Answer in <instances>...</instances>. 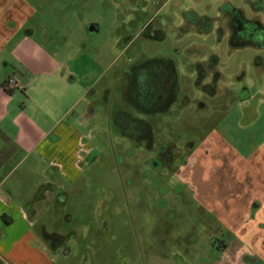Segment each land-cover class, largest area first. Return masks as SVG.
Here are the masks:
<instances>
[{"label": "rangeland", "instance_id": "rangeland-1", "mask_svg": "<svg viewBox=\"0 0 264 264\" xmlns=\"http://www.w3.org/2000/svg\"><path fill=\"white\" fill-rule=\"evenodd\" d=\"M256 1L23 0L25 20L14 15L7 31L12 27L21 37L34 30L32 39L49 52L73 59L78 89L92 84L76 112L91 104L85 118L98 151L81 171L83 163H75L76 179H62L55 191L60 203L47 204L40 216L51 264H264V234L251 237L256 219L264 223V208L256 219L247 208L263 187L230 198L217 180L235 159L245 169L252 145L259 154L264 147V47L231 48L223 13L239 9L264 27ZM89 24L97 30L88 33ZM4 38L0 67L15 77ZM160 58L174 65L175 99L164 113L141 114L128 97L131 71ZM117 112L146 122L149 138L132 141L118 133ZM11 158L13 165L17 158ZM42 180L17 171L5 186L15 187L11 196L20 204Z\"/></svg>", "mask_w": 264, "mask_h": 264}, {"label": "crops", "instance_id": "crops-1", "mask_svg": "<svg viewBox=\"0 0 264 264\" xmlns=\"http://www.w3.org/2000/svg\"><path fill=\"white\" fill-rule=\"evenodd\" d=\"M4 5L6 7L0 6V36L5 35L1 46L8 49L5 59L16 67L12 70L15 77H9L0 67V172L9 168L0 180V264H51L52 255L45 242L48 233L40 223V216L47 204L56 206L60 203V194L55 191L61 189L62 179L67 182L76 179L78 168L75 163H83L81 171L91 154L98 151L92 146L93 126L85 118L88 113H93L91 104L86 102L80 114L76 112L79 101L91 93L92 84L78 89V76L69 66L73 59L60 58L49 52L32 39L34 30L26 28L21 31V37L17 36L19 30L12 27L8 32L9 19H14V15L18 20H25L27 14L20 8L26 10V6L23 0H10ZM89 25L97 30V25ZM8 63L3 62V67ZM9 78L20 82L21 88L7 92L1 84ZM59 91H62V98L57 97ZM51 98H56L58 104ZM99 132L104 134V128ZM258 152L252 145L243 159L245 169L238 168L235 159L230 170L217 174L221 190L230 192V198L239 191L257 189L258 184L264 189V147L261 154ZM11 157L17 158L13 165ZM5 159L9 160L4 162ZM17 171L22 176L39 178L41 175L43 179L35 185L32 196L20 204L11 196L15 187L5 186L9 176ZM247 201V208H254L251 215L256 219L255 214L264 208V193H253ZM256 221L251 237L264 234V223Z\"/></svg>", "mask_w": 264, "mask_h": 264}, {"label": "trees", "instance_id": "trees-1", "mask_svg": "<svg viewBox=\"0 0 264 264\" xmlns=\"http://www.w3.org/2000/svg\"><path fill=\"white\" fill-rule=\"evenodd\" d=\"M255 5L258 8L256 10H263L264 0L256 1ZM223 13L228 17V43L231 48L264 47V27L259 22L245 18L236 8L228 7ZM203 23V18L197 17V26L201 28ZM210 60L212 64H216V58L211 57ZM202 76L201 71L198 81ZM1 86L6 89L4 83ZM175 87L176 72L172 61L163 58L151 59L132 69L128 97L141 114L164 113L175 99ZM203 89L212 93L208 86ZM6 90L10 92L9 89ZM113 123L118 133L132 141L146 140L150 136V127L146 122L132 119L125 113L117 112ZM166 158L167 163H170V156Z\"/></svg>", "mask_w": 264, "mask_h": 264}, {"label": "built area", "instance_id": "built-area-1", "mask_svg": "<svg viewBox=\"0 0 264 264\" xmlns=\"http://www.w3.org/2000/svg\"><path fill=\"white\" fill-rule=\"evenodd\" d=\"M5 87H6V89H9V90L10 89H20L21 88V84H20V82H18L14 78H9L5 82Z\"/></svg>", "mask_w": 264, "mask_h": 264}, {"label": "water", "instance_id": "water-1", "mask_svg": "<svg viewBox=\"0 0 264 264\" xmlns=\"http://www.w3.org/2000/svg\"><path fill=\"white\" fill-rule=\"evenodd\" d=\"M95 27L93 25H89L87 28H86V31L89 33V32H93L95 31Z\"/></svg>", "mask_w": 264, "mask_h": 264}, {"label": "flooded vegetation", "instance_id": "flooded-vegetation-1", "mask_svg": "<svg viewBox=\"0 0 264 264\" xmlns=\"http://www.w3.org/2000/svg\"><path fill=\"white\" fill-rule=\"evenodd\" d=\"M5 2H3L2 0H0V6L4 5ZM1 31V30H0Z\"/></svg>", "mask_w": 264, "mask_h": 264}, {"label": "bare ground", "instance_id": "bare-ground-1", "mask_svg": "<svg viewBox=\"0 0 264 264\" xmlns=\"http://www.w3.org/2000/svg\"><path fill=\"white\" fill-rule=\"evenodd\" d=\"M252 216V215H251Z\"/></svg>", "mask_w": 264, "mask_h": 264}]
</instances>
